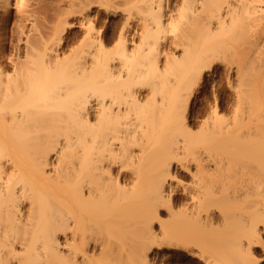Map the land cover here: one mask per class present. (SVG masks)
Instances as JSON below:
<instances>
[{
  "label": "bare ground",
  "instance_id": "1",
  "mask_svg": "<svg viewBox=\"0 0 264 264\" xmlns=\"http://www.w3.org/2000/svg\"><path fill=\"white\" fill-rule=\"evenodd\" d=\"M33 1L0 0L1 18L18 15L16 57L0 45V264H153L151 248L126 251L128 232L137 246L146 235L191 248L236 222L239 198L253 203L264 177V0H182L185 13L158 0H57L66 23L46 33ZM110 16L113 47L95 26ZM68 28L83 38L70 61ZM199 88L208 117L193 132ZM191 142L204 153L194 164L178 157ZM253 214L247 232L261 245ZM244 254L205 264H246Z\"/></svg>",
  "mask_w": 264,
  "mask_h": 264
},
{
  "label": "rangeland",
  "instance_id": "2",
  "mask_svg": "<svg viewBox=\"0 0 264 264\" xmlns=\"http://www.w3.org/2000/svg\"><path fill=\"white\" fill-rule=\"evenodd\" d=\"M55 1H57V0H46V1L43 0V2L41 0H34L33 4H31L32 6L30 5L31 7L30 6L28 7L29 9L30 8L34 9L35 12L33 11V13L35 15L31 21L33 23L37 24V26L40 25V26H38V28L41 29L43 27V29H41V31H44V32L47 30L51 31V29H50L51 25L56 24L58 21L64 22V20H65L64 18H63L64 20L61 18V20H63V21L58 20L57 16L59 14H57V13H59V10H57L56 8H58L57 4L59 1L57 2V4ZM40 2L43 4L42 8L40 7L41 6ZM170 2H172L177 7L178 11H180L182 13H185L188 11V5H187L188 3H184L182 0H158L155 2V5L157 7L160 6V7L164 8ZM38 3H40L39 4L40 6L38 5ZM114 5L121 7L122 5L125 6V3L122 0H116V2H114ZM76 7H78V6H76ZM11 10H12V13L14 14L15 9L12 8ZM15 14H14V17L10 18V20H7V21H5L3 17H2L3 19L0 17V19H1L0 20V35L3 36V37L0 36V45H2V47L4 48V53H5L6 58L10 54L11 55L13 54L14 57H16V53H15L16 48H15V44H13V43H15V41L13 40L14 38H12L14 35V32L12 31L13 30V26H12L13 24L12 23L15 22ZM64 14H65V12L63 13V16H65ZM16 17H18L17 14H16ZM117 18L118 17L110 16L108 19L105 17H103V19H102V17H101V18H99L100 21L98 20L97 23L95 24L96 30H100V32H102L106 35L107 39L109 40V43H108L109 47H113L118 42L117 29L120 25V22H118L119 20ZM175 18H176L175 22L172 23L173 25L169 26V28L174 30V32H178L182 28L181 25L179 24L180 18L178 16V14L175 15ZM71 21H73V19H69V22H71ZM65 23L66 22H64V24ZM60 24H61V26L64 25L63 23H60ZM52 28H53V26H52ZM81 32L82 31L81 30L79 31V29H77V28H68L64 33L65 35L63 34V37H64L63 40L64 41H62L61 46H62V49L65 51V56L67 57V61L75 60V58L77 56L76 47L82 42L81 40L83 39ZM47 33H49V31ZM11 40H12V42H11ZM202 46H203V40L199 37V35H197L195 37V46L193 48V51L200 49ZM174 64H177V66H181V65L185 64V61L174 62ZM174 64H172V66H174ZM15 65H14V67H16ZM17 67H18V65H17ZM12 68H13V65H11L8 68V70L11 71ZM220 76L217 77V79H218L216 82L217 86L215 85L216 86L215 88L222 95L223 100L224 99L227 100L228 90L226 88L224 79L222 80V78H224V77L221 76V79H220ZM202 85H203V88L206 87L204 84H201L200 85L201 89H203ZM200 88H199L200 93H198L196 95L195 103L191 108L192 116H191L190 123H191V127H192L193 132L198 131V128H200L199 127L200 123H202L203 119L208 117V114H207L208 108H206V107H208V105H205L207 103L205 102V104H204V102L202 101V98L204 97L202 92H204V90L201 91ZM206 91H208L207 92L208 94L212 93L211 91H209L207 89H206ZM70 101L71 100H68V102H70ZM68 102H67V106H70L69 105L70 103L68 104ZM68 108H70V107H68ZM201 148L203 149L201 144L195 145L194 143L191 142L190 146H187L186 148L182 149V151H180L178 153V157L181 158V160L193 163L194 161H196V159L199 158L200 155H201V157L204 155V153H201V150H202ZM202 152H203V150H202ZM262 179H264V177L257 178V181L255 180L254 182H252V185H253L252 188L253 187L255 188V189H253L254 191L252 192L253 193L252 197L250 196L251 199L252 198L254 199L253 203H251L253 208H252L251 204H249V203H248L249 205L246 204V202H248V200H246L247 197L244 198V195H243L241 198H239L240 201H238L237 204H240V205L236 204L238 207L235 205V207H236L235 209L238 208V210L236 211V215L238 216L237 213L240 212L239 218H237L238 220L235 218L237 220L236 222L233 223L232 221H229V223H231V224L228 223L229 225L227 224L228 225V226L226 225L227 227H225V228L221 227L222 229L219 228V230H217V231L213 230L212 232H209V231L208 232H202L201 235H199L198 232L192 233V235H194V236H197V235L204 236L206 238V239L204 238L205 242H206L205 245H199L198 244V246H197L196 244L193 243L194 245L192 244V247L191 248L189 247L190 248V250H189V248H185L186 246H181L179 244H178L179 246L176 244H168L167 245L166 243H160V242H159V244H153L154 242H151L150 239H149L150 240L149 241L150 245H149L147 242H144V240H142V239H146L148 237V236L146 237V235H145V236H143L144 238H142V239L140 238L141 244L137 246L136 242H134L133 239L132 240L127 239V238H131V236L133 238V234L131 235V233L128 232V235H126V240H127V244L125 246V248H127L126 251H129V252L133 251L134 252L136 247H140L141 251L143 252V251L151 248L154 250V254L151 255V257L153 258L152 259L153 264H205L206 259L207 260H212L214 258L220 259V257H219L220 255L221 256L231 255L232 253H234L236 251V248L241 247L243 252L248 256L246 264L247 263L248 264H264V224H263L264 221H262V220H264V218L258 217V214H257V212H259L261 210L260 206L264 205V201H263L264 200V184H263L264 181ZM253 183H255L256 185ZM261 199H263V200H261ZM244 200H246V201H244ZM255 200H256V202L258 201L256 205L254 202ZM245 205H247L248 207L250 206L252 208L251 211L248 209L249 211L247 212V210H245V209H247V207ZM257 205H258V207H260L259 208L260 210L257 209L258 208ZM227 207H228V205H227ZM227 207H226V209H224L223 212H226L225 210H227V209H228L227 211H230L231 208L229 209V207L228 208ZM255 207H257V208H255ZM224 208H225V206H224ZM240 208H242V209H240ZM256 209L258 211H256ZM250 212L254 213L256 215V218H260V220L257 219L260 222H258L256 220V218H255V220L258 222L257 225L259 226L258 228L261 232V239H262L261 245H257V240H258L257 237L250 235L251 233L247 232L249 229L248 227H251L247 224L250 223V225H251L252 217H255V216H252V213H250ZM247 218L250 219V221ZM259 223H260V225H259ZM249 231H251V229ZM146 234H148V233H146ZM247 237H251V239L250 238L249 239L252 240V242H254V243H251L249 240L247 241ZM148 238H150V236ZM148 238H147V240H148ZM147 240H145V241H147ZM240 240H242V241H240ZM244 240H245V242H244ZM155 241H157L156 238H155ZM209 241H212V242L215 241V243L217 241V243L220 246H222L219 248L220 250L217 248L218 254L214 253V247L212 246L213 244H211L212 242H209ZM157 242H155V243H157ZM207 242H209L212 247L210 245H208L209 243L207 244ZM145 243H147L148 245H145ZM248 243L252 244V246L250 247V245ZM160 244H161V247H159ZM258 244H259V242H258ZM162 245L164 246V248H162L163 247ZM188 250L190 251V253ZM191 251H193V252H191ZM154 255H156V256H154ZM234 259H235V257L232 259V263H233V261H235Z\"/></svg>",
  "mask_w": 264,
  "mask_h": 264
}]
</instances>
